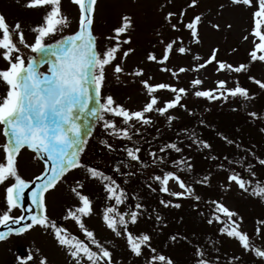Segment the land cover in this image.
I'll list each match as a JSON object with an SVG mask.
<instances>
[{
    "label": "rangeland",
    "instance_id": "374dc122",
    "mask_svg": "<svg viewBox=\"0 0 264 264\" xmlns=\"http://www.w3.org/2000/svg\"><path fill=\"white\" fill-rule=\"evenodd\" d=\"M81 1L0 0V120L15 101L12 75L31 65L47 77L41 51L80 32ZM90 13L94 104L75 141L52 155L62 176L40 197V221L19 237L21 264H199V253L200 264H264V0H93ZM229 112L251 128L234 133ZM151 122L179 126L167 157L224 168L200 180L211 192L192 189L175 167L155 174V158L144 170L131 163V130ZM43 166L0 128V225L18 216L12 187ZM123 177L135 180L132 203L120 193L129 190ZM164 237L172 251L158 245ZM16 239L0 241V264H13Z\"/></svg>",
    "mask_w": 264,
    "mask_h": 264
},
{
    "label": "water",
    "instance_id": "95a60500",
    "mask_svg": "<svg viewBox=\"0 0 264 264\" xmlns=\"http://www.w3.org/2000/svg\"><path fill=\"white\" fill-rule=\"evenodd\" d=\"M90 1L84 0L85 21L81 24V34L62 51L43 52L45 60L52 65L50 78L36 80L32 69L25 70L17 78L18 103L14 114L6 121V128L37 151L45 162L47 153L59 139L67 143L71 140L72 130L81 123L93 101L88 83V69L93 57L88 32L91 18L87 5ZM23 210L26 211L23 221L29 224L35 216L32 197H24Z\"/></svg>",
    "mask_w": 264,
    "mask_h": 264
},
{
    "label": "trees",
    "instance_id": "16d2710c",
    "mask_svg": "<svg viewBox=\"0 0 264 264\" xmlns=\"http://www.w3.org/2000/svg\"><path fill=\"white\" fill-rule=\"evenodd\" d=\"M236 122H238L237 120V117L234 118ZM164 132V133H163ZM159 134L158 138L161 137L163 138L164 140L162 141V146L159 147V153L160 154H164L166 153V151H169L170 150V147H171V142L173 144V142H175V138L177 137V133H175L174 131H163ZM147 133H148V130H147ZM135 134L133 133L132 137H134ZM158 138L155 140V142H157ZM140 142V141H139ZM135 143V145L137 144L136 148L135 149H138L139 150V153H138V156L140 159H142V147L140 146L141 143ZM178 157H182L183 155H187V152L186 151H178ZM191 154H193V152H190ZM167 155V154H165ZM176 157V156H175ZM199 157V155L197 156ZM169 161H170V166H176L179 171L183 172V173H187V175L191 176V172L190 171H197L196 173H203L205 172L207 169L201 165L199 162H193V160L191 161L190 164L187 163V161H176L175 158L169 156L168 157ZM180 159V158H179ZM190 162V161H189ZM207 174V173H206ZM138 178V177H137ZM136 181L140 182L139 180L136 179ZM141 183V182H140ZM142 188H145V186H143ZM131 192H133L132 190H130ZM133 197V200L136 198L134 195L132 196ZM128 201L129 202H132V198L130 195H128L127 197Z\"/></svg>",
    "mask_w": 264,
    "mask_h": 264
}]
</instances>
